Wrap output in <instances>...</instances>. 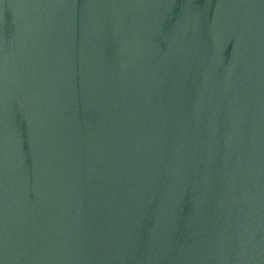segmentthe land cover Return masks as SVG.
Listing matches in <instances>:
<instances>
[{
  "label": "water",
  "instance_id": "water-1",
  "mask_svg": "<svg viewBox=\"0 0 264 264\" xmlns=\"http://www.w3.org/2000/svg\"><path fill=\"white\" fill-rule=\"evenodd\" d=\"M0 264H264V0H0Z\"/></svg>",
  "mask_w": 264,
  "mask_h": 264
}]
</instances>
